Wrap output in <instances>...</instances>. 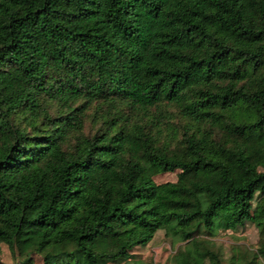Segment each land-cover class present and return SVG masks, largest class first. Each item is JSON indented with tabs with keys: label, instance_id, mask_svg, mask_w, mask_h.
Here are the masks:
<instances>
[{
	"label": "trees",
	"instance_id": "16d2710c",
	"mask_svg": "<svg viewBox=\"0 0 264 264\" xmlns=\"http://www.w3.org/2000/svg\"><path fill=\"white\" fill-rule=\"evenodd\" d=\"M160 230L264 264V0H0V253L129 264Z\"/></svg>",
	"mask_w": 264,
	"mask_h": 264
},
{
	"label": "rangeland",
	"instance_id": "374dc122",
	"mask_svg": "<svg viewBox=\"0 0 264 264\" xmlns=\"http://www.w3.org/2000/svg\"><path fill=\"white\" fill-rule=\"evenodd\" d=\"M177 171L159 174L154 177L157 183L166 181H175ZM259 240V234L252 222H245L239 228L237 233L226 232L215 238L220 251L226 254L231 244H240L241 246L251 249L256 248ZM175 248L171 241L164 236L163 231H158L153 238L145 246H138L133 250V256L129 264H173V254ZM1 262L11 264L12 259L5 245L1 246L0 253ZM36 264H41V260L37 259Z\"/></svg>",
	"mask_w": 264,
	"mask_h": 264
}]
</instances>
